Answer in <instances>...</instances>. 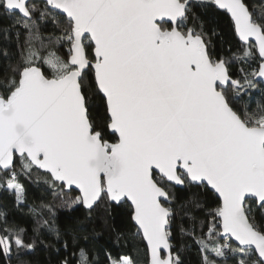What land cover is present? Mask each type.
Segmentation results:
<instances>
[{"label": "snow or ice", "instance_id": "obj_1", "mask_svg": "<svg viewBox=\"0 0 264 264\" xmlns=\"http://www.w3.org/2000/svg\"><path fill=\"white\" fill-rule=\"evenodd\" d=\"M252 91L264 0H0V192L32 220L29 236L0 207V264L38 245L50 264H137L101 244L126 223L148 264H185L193 245L200 264H264V103H238ZM25 181L51 199L29 205ZM178 187L197 191L178 202Z\"/></svg>", "mask_w": 264, "mask_h": 264}, {"label": "trees", "instance_id": "obj_2", "mask_svg": "<svg viewBox=\"0 0 264 264\" xmlns=\"http://www.w3.org/2000/svg\"><path fill=\"white\" fill-rule=\"evenodd\" d=\"M251 4L253 2L259 3V0H248ZM216 18L220 23V29L225 34V39L227 43L224 45L225 50L227 48L232 47L233 49L240 46V41L234 34V28L231 22L230 17L226 12L216 10ZM51 31V27L49 26L45 32ZM217 50L220 49V42L215 41ZM258 61H254L252 66L255 67ZM240 106L247 105L250 109L254 110L257 104L264 103V94H261L259 91H252L250 95H244L239 101ZM27 189H28V204L31 205L34 202H39L40 200H50L51 195L47 191L46 185L43 182L39 184L30 183L25 181ZM197 190L195 189H176V195L179 201H185L189 199L193 192ZM78 193L73 191L70 195H77ZM201 199L205 201V207L210 210H214L220 207V201L215 195H202ZM0 207L4 208L8 212V224L9 225H19L29 229V236H31V226L32 220L28 214L27 207H25L22 211L17 210L13 203V198L6 193L0 192ZM177 207V217L176 224L184 223L187 226V219L182 217V212L179 209V203L176 205ZM59 217L63 220L71 215L67 209H59L58 210ZM3 221H0V227H3ZM120 230L124 231L126 234V238L121 240L119 244L115 242V237L111 232H105L103 237L101 238V244H105L107 246V250L112 252L115 256L119 254L120 256L128 255L131 256L137 264H148L149 255L148 250L145 245V242L141 235L135 234L136 230L130 223L122 224L119 226ZM219 228V225H217ZM177 242H180L179 233L177 230L176 234ZM221 242H223V239ZM255 255V253H254ZM101 258L103 259V253H101ZM25 260L29 262V264H50L49 261V253L44 249L42 245H38L36 251L32 254L24 257ZM6 264V262H5ZM12 264H21L20 260L14 259ZM185 264H200V257L198 248L193 245L191 250L185 253Z\"/></svg>", "mask_w": 264, "mask_h": 264}, {"label": "water", "instance_id": "obj_3", "mask_svg": "<svg viewBox=\"0 0 264 264\" xmlns=\"http://www.w3.org/2000/svg\"><path fill=\"white\" fill-rule=\"evenodd\" d=\"M219 10V9H218ZM220 11H223L224 12V10H220ZM229 16V15H228ZM238 38V37H237ZM238 40H239V38H238ZM179 188V187H178ZM75 192H77L78 193V190H74ZM216 196V195H215ZM217 198H218V200L220 201V205L222 206V201L219 199V197L218 196H216ZM142 236V235H141ZM142 238H143V236H142ZM221 238L223 239V236H221ZM143 240H144V242H145V245H146V247H147V250H148V255H149V258H150V253H149V249H148V246H147V241L143 238ZM232 243H236L235 241H234V239H233V241H231Z\"/></svg>", "mask_w": 264, "mask_h": 264}]
</instances>
